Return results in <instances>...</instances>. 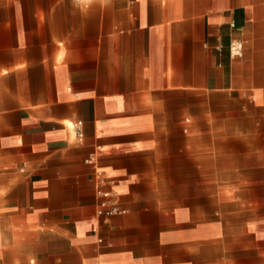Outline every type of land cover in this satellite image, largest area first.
<instances>
[{"label":"crops","instance_id":"crops-1","mask_svg":"<svg viewBox=\"0 0 264 264\" xmlns=\"http://www.w3.org/2000/svg\"><path fill=\"white\" fill-rule=\"evenodd\" d=\"M0 264H264V0H0Z\"/></svg>","mask_w":264,"mask_h":264},{"label":"built area","instance_id":"built-area-1","mask_svg":"<svg viewBox=\"0 0 264 264\" xmlns=\"http://www.w3.org/2000/svg\"><path fill=\"white\" fill-rule=\"evenodd\" d=\"M228 53L230 58L232 59H241L244 53V44L242 41L233 40L230 42L228 46ZM73 129L75 130L76 138L78 140L82 139V131H81V122H76L72 125ZM98 195L100 201L97 207V216L104 220L109 219L112 216L124 213L121 210L116 202L112 199L110 193L104 191H98Z\"/></svg>","mask_w":264,"mask_h":264}]
</instances>
